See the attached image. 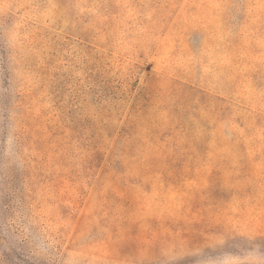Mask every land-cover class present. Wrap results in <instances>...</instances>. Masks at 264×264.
<instances>
[{
  "label": "rangeland",
  "instance_id": "rangeland-1",
  "mask_svg": "<svg viewBox=\"0 0 264 264\" xmlns=\"http://www.w3.org/2000/svg\"><path fill=\"white\" fill-rule=\"evenodd\" d=\"M0 264H264V0H0Z\"/></svg>",
  "mask_w": 264,
  "mask_h": 264
}]
</instances>
